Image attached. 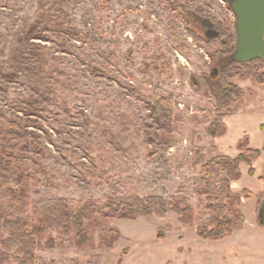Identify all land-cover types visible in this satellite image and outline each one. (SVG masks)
<instances>
[{"label": "rangeland", "instance_id": "obj_1", "mask_svg": "<svg viewBox=\"0 0 264 264\" xmlns=\"http://www.w3.org/2000/svg\"><path fill=\"white\" fill-rule=\"evenodd\" d=\"M38 6L39 0H0V68L33 24ZM71 18L79 36L73 30L67 33L65 25L41 42L49 59L42 83L21 80L0 94V106L6 109L16 98L39 100L45 107L38 132L50 149L46 164L58 184L32 187L29 194L34 199L100 202L110 197L186 195L191 210L184 218L170 212L162 219L149 215L86 220L92 241L83 247L77 245L75 229L64 234L48 228L38 238L44 247L31 264H245L235 241L245 240L244 232L235 240V232L221 240L202 239L196 233L213 213L207 199L195 193L201 167L192 165V117L213 119L217 99L230 83L241 87L244 97L225 117L237 111L256 86H264L251 78L227 76L219 57L210 54L215 48L205 39L215 29L206 23L216 21L236 31L228 1L79 0ZM260 67L264 71V64ZM162 95L174 97L177 121L175 141L160 149L145 139L153 124L151 101ZM208 127H199L196 144L211 159L199 144L202 128L213 138ZM155 149L158 152L151 154ZM95 168L103 177L89 183L87 174ZM233 193L240 210L250 193ZM111 229L120 236L108 248L101 238ZM10 255L5 264H19L18 254Z\"/></svg>", "mask_w": 264, "mask_h": 264}, {"label": "trees", "instance_id": "obj_2", "mask_svg": "<svg viewBox=\"0 0 264 264\" xmlns=\"http://www.w3.org/2000/svg\"><path fill=\"white\" fill-rule=\"evenodd\" d=\"M78 1L39 0L33 24L19 36L8 61L0 68V94L6 93L11 83L21 80L42 83V77L48 74L49 59L41 42L49 41L50 33L65 25L67 33L73 30L79 36L71 18ZM212 23L217 35L206 37L205 42L215 48L210 54L213 58L219 57L226 75L251 78L255 83L264 84V71L260 70L264 60L233 61L231 55L236 48V31L228 25ZM243 97V89L230 83L217 99L218 108L213 119L198 115L192 117V165L201 167L200 175L194 179L195 193L207 199V208L213 213L208 224L197 228L196 233L202 239L227 238L245 221V216L235 205L237 196L233 193L231 181L239 178L242 163H246L250 174L254 175L255 161L262 150L248 148L245 138L239 142L241 154L238 157L220 155L208 159L206 149L196 144L198 129L203 124H209L208 132L213 138L225 133L224 117ZM174 104L173 96L162 95L152 99L153 124L145 139L149 144L156 143L161 149L175 141L177 117ZM8 105L10 109L0 106V264H5L13 252L18 254L19 264L35 263L36 252L44 247L38 238L48 228L61 229L64 234L75 229L77 245L83 247L92 241L91 234L84 228V221L96 217L135 219L154 215L162 219L170 212L181 218L188 216L191 198L186 195L169 198L157 195L110 197L102 202L32 198L29 194L32 187L55 188L58 184L57 177L50 173L46 164L50 149L41 141L38 132L43 129L41 119H44L45 107L39 100L21 98L13 99ZM88 122L87 118L83 123L86 130L90 126ZM157 152L155 149L151 154ZM103 174L95 168L87 174V180L89 183L101 182ZM119 236L117 230L111 229L101 238V243L110 248ZM158 237L163 235L159 233ZM125 250L123 254L128 252Z\"/></svg>", "mask_w": 264, "mask_h": 264}, {"label": "crops", "instance_id": "obj_3", "mask_svg": "<svg viewBox=\"0 0 264 264\" xmlns=\"http://www.w3.org/2000/svg\"><path fill=\"white\" fill-rule=\"evenodd\" d=\"M256 89L247 101L243 100L237 111L225 117L226 132L223 135L213 139L203 128L199 130V144L207 148L209 158L219 155L238 157L241 154L239 142L245 138L248 148L262 150L261 157L255 162V174L251 175L250 167L242 163L240 178L231 183L234 191L245 189L250 193L240 204L245 216L242 230L235 231L232 236L235 240L240 232L245 233V240H235L239 253L245 255V264H264V224L259 218V209L264 202V86L258 85Z\"/></svg>", "mask_w": 264, "mask_h": 264}, {"label": "water", "instance_id": "obj_4", "mask_svg": "<svg viewBox=\"0 0 264 264\" xmlns=\"http://www.w3.org/2000/svg\"><path fill=\"white\" fill-rule=\"evenodd\" d=\"M236 17V48L231 59L237 62L264 60V0H227ZM212 27L213 23H206ZM217 31L208 33L215 37ZM217 73V70H214ZM259 218L264 224V202L259 209Z\"/></svg>", "mask_w": 264, "mask_h": 264}]
</instances>
